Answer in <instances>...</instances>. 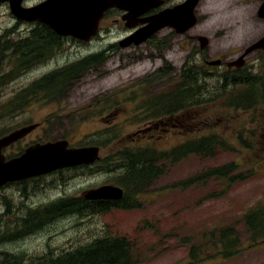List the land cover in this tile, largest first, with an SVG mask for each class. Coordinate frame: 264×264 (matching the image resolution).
<instances>
[{
	"label": "rangeland",
	"instance_id": "obj_1",
	"mask_svg": "<svg viewBox=\"0 0 264 264\" xmlns=\"http://www.w3.org/2000/svg\"><path fill=\"white\" fill-rule=\"evenodd\" d=\"M260 5L261 0H200L193 11L196 20L183 34L174 36L170 30L159 28L153 41L141 45H110L104 40L64 41L53 59L52 54L43 60L48 62L49 69L61 67V70L68 64L75 66L109 46L113 51L104 62L71 77L64 94L56 100L42 101L41 98L14 112L10 111L14 104L9 101L19 91L29 88L33 81H38L44 66L38 63L20 74L13 61L6 58V42L17 41L22 34L11 18L9 7L0 4V138L15 129L41 123L25 138L8 147L7 156L14 157L33 141L63 138L78 147L89 138L103 144L100 145L102 159L95 167L100 169L106 159L125 144L152 143L165 150L188 138L216 132L234 147L219 151L213 158L190 156L176 164L167 162L164 174L148 191L139 194L137 199L141 205L137 208H116L104 214L58 220L39 233L0 248L35 254L52 246L60 251L89 242L97 235L110 234L126 236L133 242L138 264H264V241L259 239L260 243L252 246L250 232L242 218L251 206L264 205V103L259 102L247 111L233 108L230 97L237 95L240 88L231 85L222 89L215 100L172 117L152 121L139 107L149 96L179 84L178 74L188 60L194 58L199 66L205 63L204 59L200 60L204 55L208 60L228 57L225 61L238 62L243 51L264 35V18L258 14ZM111 28V43L123 38L127 31L119 23ZM197 35L208 40L201 55H197L200 49L199 41L194 39ZM262 53V50L250 52L247 64L251 71L264 75ZM225 71L223 67L211 66L210 83L219 85L221 77L218 74ZM147 122H159L163 126L160 124L147 137L134 136ZM113 131L118 134L110 138ZM232 161L242 170L252 169L253 175L228 189L224 179L211 180L206 185L175 187L198 172ZM106 171L66 172L65 182L36 190L26 202L42 205L61 196H83L89 189L115 183V174ZM53 176H47L46 181ZM17 190L14 186L6 187L3 193L19 204L23 199ZM216 193L221 194L216 196ZM5 211L0 202V215ZM228 226L235 228L234 235L241 243L232 256L226 255L227 250L214 240L218 229ZM211 230H214L212 239L203 242L207 237L203 233ZM194 243L205 251L197 254L195 263L190 255Z\"/></svg>",
	"mask_w": 264,
	"mask_h": 264
},
{
	"label": "trees",
	"instance_id": "obj_2",
	"mask_svg": "<svg viewBox=\"0 0 264 264\" xmlns=\"http://www.w3.org/2000/svg\"><path fill=\"white\" fill-rule=\"evenodd\" d=\"M36 30H32L29 36L20 40L6 42V58L19 66V69L28 70L40 62L43 63L47 56H51L61 49L60 41L48 42L45 40L46 36H53L50 29L42 31L43 34ZM40 37L42 40L37 42L35 39ZM38 53L41 56L40 60L35 57ZM105 53L100 52L93 57L81 60L72 67L67 65L59 70L57 75H52L46 80L43 79L42 82L32 83L29 88L19 91L9 101L10 104H14L10 111L18 112L20 109H25L31 102L40 101L41 98L42 101L56 100L64 94L63 91L66 84L72 79L71 77H77V73L82 70L99 64L107 57ZM244 73H248V76ZM244 73L235 74L231 79L223 77L217 85L210 83L208 78L211 79V74L205 68L196 67L194 63L187 62L178 74L179 84L173 89L149 96L143 103L144 105L139 107L152 121L157 118L172 117L215 100L216 96L222 93V89L233 85L240 90L237 95L230 97V105L235 109L247 111L256 107L259 102L264 103V75L248 71L246 68ZM39 85L40 87H37ZM6 113H8L7 109ZM149 126L154 129L157 124L149 123ZM110 134H112L110 135L112 138L118 133L113 131ZM240 139L242 138L240 137ZM242 141L244 140L242 139ZM88 144L103 145L99 140L87 138L82 145ZM29 145L21 148L15 155L21 154ZM230 149H234V147L226 137L216 132H207L188 138L171 149L165 150L157 148L152 143L149 145L125 144L113 155H110L100 168L115 174L113 181L124 188V196L118 201L88 200L84 196L66 195L42 205H32L26 202L31 195L36 193V190L42 191L49 188L48 185L56 186L59 182H65L67 177L64 173L66 172L87 173L86 166L59 170L55 174H51L55 176L49 181H46V176H40L5 183L0 187V202L3 203L6 210L0 215V246L39 233L58 220L78 215L104 214L114 208H137L141 205L137 199L139 194L149 190L164 174L167 162L176 164L190 156L213 158L219 151ZM100 169L95 168L93 171ZM252 175V169L242 170L237 162L232 161L198 172L178 182L175 187L206 185L211 180L224 179L228 189L230 185L245 181ZM11 186L16 187L18 194H21L20 197L23 201H20L19 204L12 200V196L3 193L6 187ZM220 194L216 193L215 195ZM242 218L250 232L249 239L252 241V246L260 243L259 239L264 241V205L251 206L244 212ZM218 231L217 239H214L217 244H222L223 248L227 250L226 255L236 254L235 249L240 247L241 243L238 241L237 235H234L235 228L228 226L220 228ZM203 234L207 236L203 238V242L208 243L207 240L212 239L214 230ZM203 242L201 244L207 246ZM133 247H135L133 242L126 236L100 234L89 242H81L75 247L60 251H58L59 249L55 250L52 246L35 254L0 248V264H138ZM190 251V255L194 258L193 263H195V257L202 250L200 247L198 248V244L194 243L191 245Z\"/></svg>",
	"mask_w": 264,
	"mask_h": 264
},
{
	"label": "water",
	"instance_id": "obj_3",
	"mask_svg": "<svg viewBox=\"0 0 264 264\" xmlns=\"http://www.w3.org/2000/svg\"><path fill=\"white\" fill-rule=\"evenodd\" d=\"M4 1L7 0H0V2ZM9 1L12 13L17 17L27 20L39 19L48 23L60 34H73L86 40H90L98 32L103 13L110 6V4L105 3L100 5L99 0H48L36 7L26 9L22 7V0ZM195 3L196 0H189L177 7L174 14L160 13L151 21H155L156 25H159L160 21L170 19V21H173L172 24L178 28L179 21H181L178 14L186 12L188 14L187 21L192 16L191 12ZM137 14L132 13V15ZM260 15L264 16V4L260 8ZM174 21L176 22L174 23ZM188 25L190 24L177 30L184 31L188 28ZM158 27L139 31L123 41L124 44L122 42V45L127 46L132 42L139 44L156 31ZM201 40L202 47H204L208 40L204 37H201ZM261 46L264 47V37L248 48L246 53ZM37 126L38 124L24 126L0 138V186L9 181L26 179L63 167L91 164L99 157L98 146L69 148L67 140H58L31 145L20 156L7 160L3 150L13 142L25 137ZM85 195L87 198L92 199H119L123 196V189L115 185H104L88 191Z\"/></svg>",
	"mask_w": 264,
	"mask_h": 264
},
{
	"label": "flooded vegetation",
	"instance_id": "obj_4",
	"mask_svg": "<svg viewBox=\"0 0 264 264\" xmlns=\"http://www.w3.org/2000/svg\"><path fill=\"white\" fill-rule=\"evenodd\" d=\"M22 1H23V5L24 6L29 7V6H33V5L37 4V3H40L43 0H22ZM117 1L120 3V5H122L121 0H113L112 1L113 7H110V8H108L105 11L104 16H103L102 21H101V25H100V32H99L98 35H96L93 38V40L91 42H86L84 40H80L79 38H75V37H72V36H60V35L57 34L56 31L52 30L50 28V26H48L45 23L39 22V21L28 22V21H25V20L21 19V20H15V24L18 25L21 28V34L23 36L22 38H24L26 36H29L31 34L32 30H34V29H37L36 31L37 32L40 31L42 34H43L42 31H47L48 29H50L52 31L51 34H53V36L52 37H50V36H46L45 37V40L48 41V42H50V41H57V42L61 41L62 43H64V41L71 40V41H76V42H79V43H92L95 40H104L106 43H109L110 45H112V44L113 45H119L120 39L115 40L114 43H111L112 42L111 41V38H112V36H111L112 35L111 26L113 24L119 23L120 25H123V27L127 30L125 35H124V37H126V36L132 34L134 31H136L138 29H141L144 26L148 25L150 23V22H148L149 19L153 18L158 13H160V12H162L164 10H167V9H171V8L175 7L176 5H179L181 3H184L186 0H156L148 7L149 8L148 11H146L142 15L138 16L135 20H132V19L129 18V16L127 14V11L123 10L117 4ZM199 2L200 1H198L195 4L194 9L196 7H198L197 5H198ZM262 2H264V0H261V4H262ZM7 6L9 7L8 3H7ZM195 20H196V18H195ZM134 22H136V25H134ZM143 22H146V23H143ZM132 25H134V26H132ZM163 28H165L164 30H170L171 34H173L174 36L180 35L179 33L176 32V28L175 27L173 28L172 25H167V26H165ZM157 32L154 35H156ZM198 36L199 35H197L194 39L197 40ZM22 38L20 37L18 39L20 40ZM152 38H150L148 41L149 42L153 41ZM35 40L37 42H40L42 40V38L40 37V38L35 39ZM258 50H262V49H258ZM111 54L112 53H109V56ZM197 55H201V52L198 51ZM262 55H264V53H262L260 55V57ZM55 56H56V54L52 56V59ZM249 56H250V54L246 56V60H244V62H243L244 65H247V63L249 61V58H248ZM35 57L39 58V60H40L41 59L40 53L36 54ZM227 58L228 57H225V58L217 57V59H219L221 62L219 64L213 65V66L214 67H223V68H225L226 72H233V71L241 68V67L237 66L238 65L237 61L233 62V61H231L232 59H230L228 61H225ZM202 59L203 58L201 56L200 60H202ZM42 66H44V73L41 74L38 79H36L39 82H42L43 79L46 80L47 78H50L52 75H57V72L61 68V67H55L53 69H49L48 68V62L47 63L43 62ZM65 66H67V65H65ZM37 87H40V85L37 86ZM138 130H140V129H138ZM137 135L141 136L142 133H138Z\"/></svg>",
	"mask_w": 264,
	"mask_h": 264
}]
</instances>
